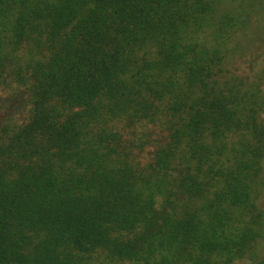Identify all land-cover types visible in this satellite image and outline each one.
I'll return each mask as SVG.
<instances>
[{
	"label": "trees",
	"instance_id": "1",
	"mask_svg": "<svg viewBox=\"0 0 264 264\" xmlns=\"http://www.w3.org/2000/svg\"><path fill=\"white\" fill-rule=\"evenodd\" d=\"M227 0H0V264H264V69Z\"/></svg>",
	"mask_w": 264,
	"mask_h": 264
},
{
	"label": "rangeland",
	"instance_id": "2",
	"mask_svg": "<svg viewBox=\"0 0 264 264\" xmlns=\"http://www.w3.org/2000/svg\"><path fill=\"white\" fill-rule=\"evenodd\" d=\"M226 10L240 11L247 15L251 28L242 36L241 42L258 54L250 57L255 66V72L260 73L264 69V0H227ZM259 205L264 209V191L259 198ZM257 253L262 254L264 240H260Z\"/></svg>",
	"mask_w": 264,
	"mask_h": 264
}]
</instances>
